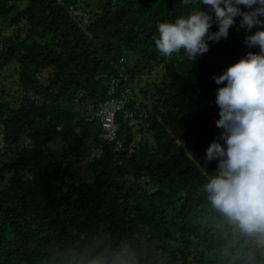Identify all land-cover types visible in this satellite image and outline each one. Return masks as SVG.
<instances>
[{
    "label": "trees",
    "instance_id": "1",
    "mask_svg": "<svg viewBox=\"0 0 264 264\" xmlns=\"http://www.w3.org/2000/svg\"><path fill=\"white\" fill-rule=\"evenodd\" d=\"M196 10L182 0H0V32L15 28L0 37V72L16 64L20 89L17 104L0 94V157L17 148L0 159V264H264V234L230 224L204 190L218 165L205 150L221 133L214 76L259 48L239 20L195 62L183 50L162 56L158 23ZM111 79L133 90L116 114L118 151L96 117ZM55 140L76 158L86 142L101 149L86 162L91 181L55 159L33 173Z\"/></svg>",
    "mask_w": 264,
    "mask_h": 264
},
{
    "label": "clouds",
    "instance_id": "2",
    "mask_svg": "<svg viewBox=\"0 0 264 264\" xmlns=\"http://www.w3.org/2000/svg\"><path fill=\"white\" fill-rule=\"evenodd\" d=\"M182 2L194 4L198 10L174 22L158 23L155 47L162 56L171 58L183 50L187 59L195 62L209 51V41L228 38L237 17V30L244 28L248 33L247 47L259 48L214 76L217 85H224L215 97L219 109L216 126L221 133L205 150V158L218 160V165L204 190L212 208L230 224L246 234H264V0ZM201 5L208 11L201 10ZM213 22L218 26L215 32L210 31ZM253 28L257 30L252 32Z\"/></svg>",
    "mask_w": 264,
    "mask_h": 264
},
{
    "label": "rangeland",
    "instance_id": "3",
    "mask_svg": "<svg viewBox=\"0 0 264 264\" xmlns=\"http://www.w3.org/2000/svg\"><path fill=\"white\" fill-rule=\"evenodd\" d=\"M89 9H86L84 11H77L76 15H78L80 18L83 19V21H86L88 19V13ZM21 34L24 33L25 25L22 23L20 26ZM15 28H3L0 32V37H7L10 36ZM24 35H22L21 38H23ZM133 60L132 57L128 58L127 61ZM16 64H11L6 69L0 72V94L4 97V99L11 101L15 104L18 103L19 97H20V89L18 87V76L15 71ZM49 72H43L42 79L46 78L48 76ZM156 78V75H153L148 81L154 80ZM146 78H143L140 82V84L136 87H134V94L136 101H139L141 99V96L139 94V91L141 88L145 86ZM76 109L77 106H75ZM134 128L136 125V122H132ZM141 138V134H137L135 137V142H139ZM220 143L223 144V141L221 140ZM88 142H86L85 146L82 149L83 155H81L80 158H76L70 155H64L63 150L66 149L65 145L59 141L55 140L53 141L45 150L42 158H40L39 163L33 165V173L36 169H39L43 167L50 159H55L58 161H63L65 166L69 167V171L73 173L75 176L76 181L84 182V181H91V176L89 173V169L87 167V161L86 157L91 152L92 148L91 146L86 147ZM16 151L17 148L10 147L5 150V154H3L0 159L3 161H10L16 157ZM29 177L32 176V174L28 175Z\"/></svg>",
    "mask_w": 264,
    "mask_h": 264
},
{
    "label": "built area",
    "instance_id": "4",
    "mask_svg": "<svg viewBox=\"0 0 264 264\" xmlns=\"http://www.w3.org/2000/svg\"><path fill=\"white\" fill-rule=\"evenodd\" d=\"M244 10V6H240ZM240 18H236V22ZM107 95L108 98L99 104L96 109V117L99 120L101 128V139L108 143L113 144L115 151L121 149L122 144L117 139L118 126L116 123V114L121 112L125 105L133 99L132 88H125L121 90L119 88V82L116 79H111L107 82ZM127 117L132 118V114H128ZM145 117V115H144ZM5 146V141L0 131V151ZM102 154L101 149H95L87 156V162L92 163L94 159L100 158Z\"/></svg>",
    "mask_w": 264,
    "mask_h": 264
}]
</instances>
